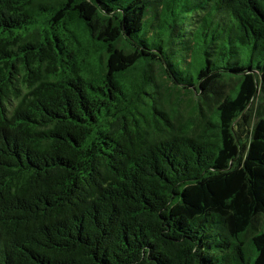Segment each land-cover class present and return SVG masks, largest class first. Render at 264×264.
Instances as JSON below:
<instances>
[{
    "label": "trees",
    "instance_id": "16d2710c",
    "mask_svg": "<svg viewBox=\"0 0 264 264\" xmlns=\"http://www.w3.org/2000/svg\"><path fill=\"white\" fill-rule=\"evenodd\" d=\"M0 264H264V0H0Z\"/></svg>",
    "mask_w": 264,
    "mask_h": 264
}]
</instances>
